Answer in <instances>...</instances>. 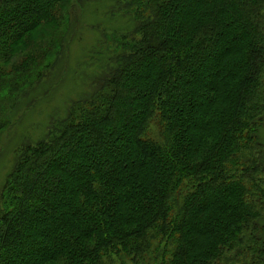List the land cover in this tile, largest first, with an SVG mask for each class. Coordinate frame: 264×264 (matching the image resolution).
Masks as SVG:
<instances>
[{"label": "trees", "instance_id": "obj_1", "mask_svg": "<svg viewBox=\"0 0 264 264\" xmlns=\"http://www.w3.org/2000/svg\"><path fill=\"white\" fill-rule=\"evenodd\" d=\"M71 2L0 0V61ZM113 11L110 71L9 173L0 264H264V0Z\"/></svg>", "mask_w": 264, "mask_h": 264}, {"label": "rangeland", "instance_id": "obj_2", "mask_svg": "<svg viewBox=\"0 0 264 264\" xmlns=\"http://www.w3.org/2000/svg\"><path fill=\"white\" fill-rule=\"evenodd\" d=\"M75 1L60 8L68 19L32 31L15 46L7 63L0 61V69L7 75L0 85V207L5 182L20 151L43 140L75 101L95 90L112 65L104 48L108 37L134 26L128 16L113 11L115 0ZM57 39L61 41L58 48L54 43ZM50 41L53 43L43 48L44 52L32 54L35 46ZM24 63L18 71V64ZM205 78L203 75L201 80ZM259 133L264 140V127ZM74 161H64V165L78 163Z\"/></svg>", "mask_w": 264, "mask_h": 264}]
</instances>
